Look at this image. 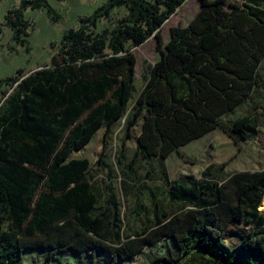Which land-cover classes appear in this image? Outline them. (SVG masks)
Returning <instances> with one entry per match:
<instances>
[{
  "label": "trees",
  "instance_id": "1",
  "mask_svg": "<svg viewBox=\"0 0 264 264\" xmlns=\"http://www.w3.org/2000/svg\"><path fill=\"white\" fill-rule=\"evenodd\" d=\"M184 2L105 0L79 18L77 29L64 33L50 68L29 76L19 70L0 79L2 95L5 87L14 89L0 107V264H25L24 254L39 249L49 251L45 264L66 252L133 260L164 239L173 240L180 255L155 256V264H264V220L258 217L264 170L197 184L196 192L174 189L171 198L183 202L178 213H164V221L145 234L112 245L99 235L105 213L94 215L89 162L69 160L98 130L110 129L126 115L137 65L127 45L141 46L153 36L161 58L126 122L131 137L132 127L142 121L135 157L164 162L219 127L253 139L248 116L229 126L220 119L246 102L257 85L264 12L250 5L227 10L225 0H202L203 8L187 27L171 29L163 50L160 30ZM258 2L264 0H251ZM28 9H45L53 22L61 16L47 0H22L7 12L12 41L30 53ZM117 10L125 15L99 32V24ZM235 222L253 227L230 247L224 236Z\"/></svg>",
  "mask_w": 264,
  "mask_h": 264
},
{
  "label": "rangeland",
  "instance_id": "2",
  "mask_svg": "<svg viewBox=\"0 0 264 264\" xmlns=\"http://www.w3.org/2000/svg\"><path fill=\"white\" fill-rule=\"evenodd\" d=\"M21 1L0 0V79L14 76L19 70L29 76L40 69L50 68L52 57L57 53L64 33L69 29H77L80 17L91 15L105 2L47 0L61 16L57 22L50 20L45 9L26 10L25 19L33 26L27 37L32 50L27 53L25 47L12 41V31L5 21L7 12L20 7ZM225 1L227 10L233 9L235 5H250L264 12V2L253 4L251 0ZM202 8V0H185L160 30L163 50L171 39V29L187 27ZM124 15V10L115 11L110 20L99 24L98 31L113 28L116 21ZM127 47L135 55L137 65L134 92L126 115L110 129L98 130L90 143L82 150L74 151L69 159L89 162L87 178L97 198L94 215L105 213V222L99 235L112 245H120L128 238L145 234L164 221V213L170 216L178 213L183 208V202L171 198L174 189L179 190V194L184 190L196 192L197 184L220 183L238 172L264 170V60L257 71V85L250 98L220 119L222 125L229 126L238 118L248 116L250 126L255 130L252 140L234 137L219 127L206 137L174 152L164 162L155 158L148 162L135 157L142 121L139 120L132 127L131 137L127 136L126 122L152 67L161 58V51L156 36L149 38L141 46L128 44ZM3 90L7 95L0 93V107L14 91L8 87ZM263 204L264 198L258 206L260 220H264V210L260 209ZM252 227L253 225L246 223H233L224 236L225 244L235 247L247 237ZM3 230H8V224L3 225ZM171 253L180 255L175 242L164 239L146 247L133 260H114L100 253L66 252L55 255L52 264H155V256H167ZM48 254L49 251L46 250H30L24 254V262L45 264ZM195 264L208 263L199 260Z\"/></svg>",
  "mask_w": 264,
  "mask_h": 264
},
{
  "label": "crops",
  "instance_id": "3",
  "mask_svg": "<svg viewBox=\"0 0 264 264\" xmlns=\"http://www.w3.org/2000/svg\"><path fill=\"white\" fill-rule=\"evenodd\" d=\"M261 64H262V63H261ZM260 66H261V65H260ZM139 94H140V93H139ZM138 96H139V95H138ZM138 96H137V98H138ZM137 98H136V99H137ZM135 101H136V100H135ZM241 105H242V104H241ZM241 105H240V106H241ZM217 129H218V128H217ZM217 129H216V130H217ZM214 131H215V130H214ZM214 131H212V132H214ZM212 132H210V133H212ZM210 133H208L207 135H209ZM207 135H205L204 137H206ZM204 137H202V138H204ZM200 139H201V138H200ZM193 142H194V141H193ZM191 143H192V142H191ZM189 144H190V143H189ZM186 146H187V145H186ZM168 159H169V158H168ZM226 180H227V179H226ZM224 181H225V180H224ZM224 181H222V182H224ZM222 182H220V183H222Z\"/></svg>",
  "mask_w": 264,
  "mask_h": 264
},
{
  "label": "water",
  "instance_id": "4",
  "mask_svg": "<svg viewBox=\"0 0 264 264\" xmlns=\"http://www.w3.org/2000/svg\"><path fill=\"white\" fill-rule=\"evenodd\" d=\"M260 209H261V210L263 209L262 205L260 206Z\"/></svg>",
  "mask_w": 264,
  "mask_h": 264
},
{
  "label": "bare ground",
  "instance_id": "5",
  "mask_svg": "<svg viewBox=\"0 0 264 264\" xmlns=\"http://www.w3.org/2000/svg\"><path fill=\"white\" fill-rule=\"evenodd\" d=\"M262 207H263V210H264V204L262 205Z\"/></svg>",
  "mask_w": 264,
  "mask_h": 264
}]
</instances>
